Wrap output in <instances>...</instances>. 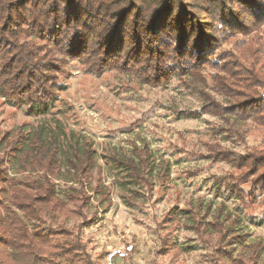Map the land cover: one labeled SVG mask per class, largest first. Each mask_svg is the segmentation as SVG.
Listing matches in <instances>:
<instances>
[{
    "label": "trees",
    "instance_id": "trees-1",
    "mask_svg": "<svg viewBox=\"0 0 264 264\" xmlns=\"http://www.w3.org/2000/svg\"><path fill=\"white\" fill-rule=\"evenodd\" d=\"M263 28L264 0H0V97L30 117H46L70 61L98 76L133 74L153 87L174 77L200 83L225 99L203 92L205 113L249 121L263 134L245 155L210 150L238 171L230 194L254 202L264 193ZM59 131L20 127L0 140V264H100L87 251L82 227L65 225L85 217L97 152L77 139L63 158ZM114 162L140 176L133 159ZM57 181L79 189L62 198ZM211 226L221 235L213 264H259L264 245L234 259L227 248L241 237L233 227Z\"/></svg>",
    "mask_w": 264,
    "mask_h": 264
},
{
    "label": "rangeland",
    "instance_id": "rangeland-1",
    "mask_svg": "<svg viewBox=\"0 0 264 264\" xmlns=\"http://www.w3.org/2000/svg\"><path fill=\"white\" fill-rule=\"evenodd\" d=\"M203 92L225 103L190 79L174 77L153 87L133 74L98 76L70 61L46 117H30L0 97V140L20 127L28 131L48 124L64 131H59L63 158L73 140L92 144L96 167L85 185L91 201L84 218L68 219L65 225L82 227L87 251L100 264L110 249L124 244H133L134 253L116 264H213L221 235L211 224L218 222L241 237L227 248L239 259L246 247L264 245V193H257L254 202L236 199L227 185L238 171L215 161L210 150L219 146L245 155L262 143L263 134L249 121L205 113ZM194 113L196 118L189 117ZM132 159L140 176L114 162ZM57 183L62 198L71 187L79 189L74 182ZM241 187L249 190L247 184ZM259 264H264V252Z\"/></svg>",
    "mask_w": 264,
    "mask_h": 264
},
{
    "label": "built area",
    "instance_id": "built-area-1",
    "mask_svg": "<svg viewBox=\"0 0 264 264\" xmlns=\"http://www.w3.org/2000/svg\"><path fill=\"white\" fill-rule=\"evenodd\" d=\"M134 253L133 244H124L120 248L110 249L105 257V264L127 261Z\"/></svg>",
    "mask_w": 264,
    "mask_h": 264
}]
</instances>
